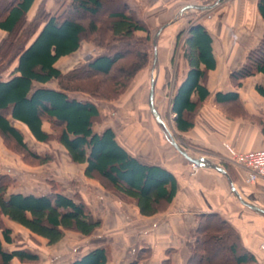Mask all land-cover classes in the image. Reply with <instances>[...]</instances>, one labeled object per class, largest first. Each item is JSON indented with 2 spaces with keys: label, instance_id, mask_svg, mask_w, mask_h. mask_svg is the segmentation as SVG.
<instances>
[{
  "label": "crops",
  "instance_id": "crops-1",
  "mask_svg": "<svg viewBox=\"0 0 264 264\" xmlns=\"http://www.w3.org/2000/svg\"><path fill=\"white\" fill-rule=\"evenodd\" d=\"M169 1L157 0L151 7L148 5L151 14H146V19L149 23L154 22L152 16L156 17L154 14L160 8L163 9L162 16L157 15L160 20L165 23L173 18L166 23L178 26L172 48L165 51L158 44L157 63L154 55L148 67L137 75L130 89L119 100L96 101L100 118L93 124V132L101 134L112 129L119 145L140 163L158 166L171 173L177 181V193L172 203L154 216H142L135 203L122 200L101 183L88 179L85 176L86 164H75L79 175L72 178V186L66 183V189L59 193L77 203H86L101 227L89 237L67 231L59 244L50 246L47 239L6 220V225L13 231V241L6 243L0 234L4 249L7 252L29 250L40 257L37 263H22L15 258L11 264H73L99 248L109 251L107 264H129L137 259L140 252L145 257L139 264H164L168 261L170 264H188L191 257L188 244L194 242L193 235L199 227L200 217L207 214L219 215L229 222L239 233L242 246L256 257V264H264V215L242 203L244 201L264 209L260 205L264 180H259L258 185H248L246 171L226 160V145L239 153L264 150V96L257 91V86L264 88V75L256 74L238 81V84L232 78L264 38V19L258 10L259 0H234L221 17L211 14L202 22H192V18L183 11L179 12L180 0L174 6H169ZM42 3L48 12L59 16L71 0H36L28 12L29 20L36 16ZM197 23L204 25L212 37L215 66L208 69L201 65L205 77L200 80V85L209 96L201 101L199 93L191 95L190 102L197 107L193 113H185L184 118L193 126L182 131L177 126L173 106L191 70L185 57V38ZM182 32L185 33L178 40ZM136 35L146 37L144 32ZM8 36V32L0 30V48ZM103 53L104 50L95 43L83 42L76 53L62 57L56 68L67 73ZM16 66L17 63L0 75L3 81L10 79ZM41 86L59 89L56 81ZM153 86L154 108L163 121L161 111L168 109L173 128L169 129L177 142L191 157L203 158L207 163L223 168L226 173L210 166L194 170L191 162L175 148V152L169 148L171 143L164 128L151 111ZM230 95H233L231 100L218 101V98ZM80 99L90 97L81 95ZM9 121L23 132L29 146L47 144L34 140L22 124L12 118ZM43 129L52 133L49 122L43 124ZM59 146L70 160L64 147ZM51 192L23 193L44 196Z\"/></svg>",
  "mask_w": 264,
  "mask_h": 264
},
{
  "label": "trees",
  "instance_id": "trees-1",
  "mask_svg": "<svg viewBox=\"0 0 264 264\" xmlns=\"http://www.w3.org/2000/svg\"><path fill=\"white\" fill-rule=\"evenodd\" d=\"M35 1L0 0V6L6 3L0 13V30L9 33L0 48V75L17 63L8 81L0 76V137L30 163L43 165L52 160L50 155L31 150L23 132L9 121L12 118L25 126L34 140L55 141L63 146L71 163L87 165L88 179L98 180L122 200L135 203L142 216L158 214L176 196L175 177L161 167L144 165L132 157L119 145L112 129L101 134L93 132V124L100 118L96 101L119 99L148 67L149 26L130 8L128 0H71L59 16L48 12L42 3L36 16L29 20L27 15ZM109 2L118 4V8L105 21L85 23L79 17L82 13L95 17ZM258 10L264 19V0H259ZM138 32L146 33L147 37H138ZM83 42L95 43L104 53L70 72L57 69V62L76 53ZM211 44L210 33L200 23L194 24L185 38V57L191 70L173 106L177 126L182 131L193 126L184 118L185 113H193L197 107L190 102L191 95L199 93L201 101L209 96L200 80L205 77L201 65L208 69L215 66ZM256 74L264 75V38L232 78L238 84ZM100 78L108 82L103 85L108 90L96 84ZM52 81L58 83V90L41 86ZM257 91L264 96L263 87L257 86ZM81 95L90 99H80ZM230 98L233 95L218 101ZM45 122L51 124V134L43 129ZM12 184L10 176L0 175V234L6 243L13 241V231L6 220L47 239L50 246L59 244L67 231L89 237L101 227L84 202L77 203L56 190L44 196L9 192ZM193 238L194 242L188 244L191 250L188 264L257 263L256 257L242 246L239 233L219 215L201 216ZM213 243H231L230 258L211 262ZM108 257L109 251L99 248L73 264H107ZM144 257L140 252L129 264H139ZM15 258L22 263L40 261L29 250L7 252L0 239V264H11Z\"/></svg>",
  "mask_w": 264,
  "mask_h": 264
},
{
  "label": "rangeland",
  "instance_id": "rangeland-1",
  "mask_svg": "<svg viewBox=\"0 0 264 264\" xmlns=\"http://www.w3.org/2000/svg\"><path fill=\"white\" fill-rule=\"evenodd\" d=\"M128 1H129L130 8H132V10L138 15V17L142 18V20H144L146 24L149 26L151 40L149 41L147 48H148V51L150 52V56L152 58L154 56L155 42L157 43V46L159 44L162 50L163 49L165 51L170 50L172 48L171 43L173 42V39L176 36L175 33L178 28L177 25L171 24L168 27H166L161 32L157 41H155V36L159 32V30L163 28L164 26H166L167 25L166 23L171 22V19L173 18L171 17V19L167 20V22L165 23H164V20H160V17L157 15L160 14V16H162L161 12L163 11V9L159 7L160 8L158 10L159 13L158 12L156 14L152 13L156 15V17L152 16V18H155L154 22L149 23L148 20L146 19V14H148L150 11H148L147 7L149 6L151 7L152 4L155 3L157 0H142L141 2L142 5L140 4L141 0H134V3H132V0L131 1L128 0ZM170 1L171 3L169 4V6L176 5L177 0H170ZM217 1L218 0H180V4L178 5L177 10L179 12L183 11L182 13L186 14L187 17L192 18V22H195V21L202 22L206 18H209L211 14H217V15H220L221 17L223 15L222 12L226 10V7L230 5L231 2H233L234 0H222L221 4H219L217 7H215L211 11H200L196 9L198 7L213 6ZM5 6H6V3L1 4L0 13L1 11H3ZM117 8H118V4L109 2L105 4V7L102 10V12L99 13L95 17L89 14H86V13L79 14L80 15L79 17L81 18L83 17L82 19L85 23H89V21H92V20L103 22L105 21V18L110 13L117 11ZM190 8H193V9L190 10ZM150 14L151 13H149L148 15ZM146 37H147V34H146ZM146 37H143V38H146ZM96 84L108 90V86L107 87L103 86L104 84L105 85L108 84V82L104 81L102 78L98 79L96 81ZM92 88L95 90L94 87H89L88 89H92ZM127 91L124 94H126ZM101 102H104V101H101ZM161 113L163 115L164 122L166 123V125L170 127V129H173L172 119H171L170 113L168 112V109L163 108ZM164 132H165V129H164ZM169 148H171V150L175 152V149L171 144ZM31 150L36 151L37 153L42 154V155H50L52 160L43 165L30 163L29 160H26L23 155L18 154L14 147H11L9 144H6L4 140L0 137V175H8L12 179L13 184L10 187L9 192L44 193L47 190L52 191V192L53 190L63 191L64 189H66L65 188L66 183H68L71 186L73 185L72 180L74 178H77V175H79L78 169H76V167L74 166L75 164L71 163V161L66 158L65 151L61 149V147L59 146L57 142L51 141L47 144H44L38 147L32 146ZM93 180L99 182L96 179H93ZM255 185H258V184H255ZM260 203H261L260 205L264 207L263 206L264 205V195H261ZM230 244L231 243H227V244L213 243L211 245L212 255L210 254V261L215 263V262H220L224 260L226 257L230 258V253L228 251Z\"/></svg>",
  "mask_w": 264,
  "mask_h": 264
},
{
  "label": "built area",
  "instance_id": "built-area-1",
  "mask_svg": "<svg viewBox=\"0 0 264 264\" xmlns=\"http://www.w3.org/2000/svg\"><path fill=\"white\" fill-rule=\"evenodd\" d=\"M226 160L243 168L246 171V183L254 185L259 180H264V150L239 153L226 145ZM194 170L199 166L191 164Z\"/></svg>",
  "mask_w": 264,
  "mask_h": 264
},
{
  "label": "water",
  "instance_id": "water-1",
  "mask_svg": "<svg viewBox=\"0 0 264 264\" xmlns=\"http://www.w3.org/2000/svg\"><path fill=\"white\" fill-rule=\"evenodd\" d=\"M222 0H218L213 6H209V7H198L196 9L200 10V11H211L213 10L215 7H217L220 3H221ZM168 25L164 26L163 28H161L159 30V32L156 34L155 36V41L158 40L161 32L167 27ZM154 55H155V60H156V63H157V59H158V49H157V43L155 42V45H154ZM154 86L152 87V90H151V94H150V107H151V111L152 113L154 114L155 118L157 119V121L163 126V128L165 129V132H166V136H167V139L169 140V142L171 143V145L189 162H191L192 164H196L197 166L199 167H205V166H210V167H213L215 169H218L220 170L221 172H224V169L221 168V167H217V166H214L212 164H210L209 162L207 163L205 159L201 158V159H196V158H193L191 157L187 151L185 150V148L177 142V140L175 139L172 131L169 129V127L166 125V123L161 119V117L157 114L155 108H154V104H153V101H154ZM242 203L247 206V207H250L252 208L253 210H255L256 212H259L261 214L264 215V209H261V208H256L255 206H252V205H249L248 203L242 201Z\"/></svg>",
  "mask_w": 264,
  "mask_h": 264
}]
</instances>
